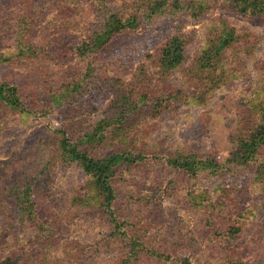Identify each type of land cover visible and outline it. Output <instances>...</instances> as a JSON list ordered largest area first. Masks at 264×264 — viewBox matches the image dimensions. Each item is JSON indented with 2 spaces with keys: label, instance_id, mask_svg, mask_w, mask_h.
Returning <instances> with one entry per match:
<instances>
[{
  "label": "rangeland",
  "instance_id": "obj_1",
  "mask_svg": "<svg viewBox=\"0 0 264 264\" xmlns=\"http://www.w3.org/2000/svg\"><path fill=\"white\" fill-rule=\"evenodd\" d=\"M43 1L0 0V50L14 54L20 26L25 42L44 48L0 62V82L14 84L29 110L0 103V264H264V145L250 152L242 143L263 125V14H239L228 0H192L207 3L198 17L184 7L143 20L92 56L98 80L117 78L122 87L113 82L94 99L61 108L50 107L51 92L87 82L85 60L72 53L85 17L72 0L41 8ZM230 25L239 37L234 53L226 50L222 76L219 65L198 60ZM176 31L187 35L185 59L164 70L161 50ZM127 88L180 91L158 114L137 118L129 146L145 159L118 169L113 207L124 225L114 228L92 179L63 163L58 130L69 137L90 130ZM183 161H197L195 172L174 165ZM23 187L40 228L18 213L13 189Z\"/></svg>",
  "mask_w": 264,
  "mask_h": 264
},
{
  "label": "trees",
  "instance_id": "obj_2",
  "mask_svg": "<svg viewBox=\"0 0 264 264\" xmlns=\"http://www.w3.org/2000/svg\"><path fill=\"white\" fill-rule=\"evenodd\" d=\"M86 4L82 3L77 6L78 2L72 0V8L77 10L78 14L85 17L78 42L74 44L72 53L81 61L85 60L83 78L87 81L81 84L79 79L76 81L64 84L62 88L51 92L50 107L57 105L61 108L65 106H77L85 103L87 99H94L95 93H99L103 87H112L115 84L114 90H119L120 80L117 78H102L98 80L95 63L92 61V56L102 49L111 38L122 32L125 29H134L142 23V21L150 20L156 14H162L167 11L176 12L184 7H191V12L194 17H198L207 7V3L201 4L195 2L194 5L190 1L186 5L182 0H137L135 5L130 2L124 5L114 4L111 0H85ZM30 10L38 8L32 2H26ZM52 2L49 0L43 1L41 8L50 7ZM235 12L242 15L264 16V0H228ZM137 6V7H135ZM205 7V8H204ZM28 9V11H30ZM23 20L20 21L22 24ZM225 23V21H222ZM221 22V23H222ZM25 24H32L28 20ZM63 27V26H62ZM79 27V25L74 26ZM224 27V26H223ZM220 32L216 41L210 44L199 57L201 67L212 69L217 65L220 66L221 75L225 76L228 73L226 67V50L231 49V54L234 53L238 43V35L235 33L233 26H227ZM69 28H72L70 26ZM64 29V27H63ZM68 29V28H65ZM20 30V31H19ZM24 27H18L15 32V40L12 45L14 54H6L4 50H0V62L12 60L14 57L36 56L41 54L43 47L30 44L24 41ZM50 35V34H49ZM187 35L183 32L176 31L170 36L162 47L161 64L163 69L176 68L181 65L185 59V43ZM8 47V48H9ZM238 55V54H236ZM218 86V85H217ZM211 90V89H209ZM125 94L119 98L117 103H114L109 113L110 116L100 118L90 130H84L74 137L66 135L65 131L58 130L60 140L58 150L63 163L76 164L84 175L90 180L99 193L105 212H108V218L114 225V228L124 225L118 221V216L114 211V203L116 200V177L118 169L123 165H135L143 162L145 156L141 151L129 146V137L134 134V129L138 124L137 118L143 114L155 115L162 108L166 107L169 100L176 99L180 90L174 92H164L157 96H150L143 91H136L134 88L123 90ZM0 103L9 107L15 112H28V108L20 100L17 88L14 84L7 81L0 82ZM260 114L263 125L261 129L252 135L247 140H243V145L247 151L255 152L256 148L264 145V98L261 103ZM170 163V162H169ZM175 166H182L186 170L192 169L195 172V167L198 166L196 161L174 162ZM190 172L191 176H194ZM27 187L21 189H13L17 194V204L19 206V215L32 222L36 228L40 226L33 221L32 199L29 192L24 193ZM42 229V228H41Z\"/></svg>",
  "mask_w": 264,
  "mask_h": 264
}]
</instances>
